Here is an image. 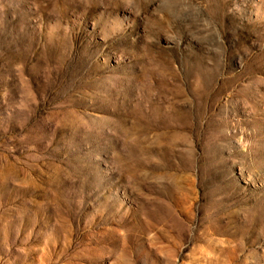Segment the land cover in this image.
I'll return each mask as SVG.
<instances>
[{
	"label": "rangeland",
	"instance_id": "obj_1",
	"mask_svg": "<svg viewBox=\"0 0 264 264\" xmlns=\"http://www.w3.org/2000/svg\"><path fill=\"white\" fill-rule=\"evenodd\" d=\"M0 264H264V0H0Z\"/></svg>",
	"mask_w": 264,
	"mask_h": 264
}]
</instances>
